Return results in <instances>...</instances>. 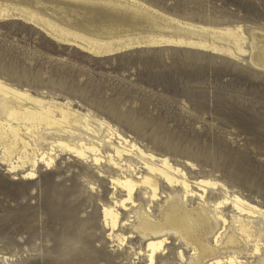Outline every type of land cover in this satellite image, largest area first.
<instances>
[{
  "label": "rangeland",
  "instance_id": "1",
  "mask_svg": "<svg viewBox=\"0 0 264 264\" xmlns=\"http://www.w3.org/2000/svg\"><path fill=\"white\" fill-rule=\"evenodd\" d=\"M141 1L202 25L242 26L247 36L240 57L173 46L95 57L47 37L33 25L6 20L0 22V77L34 95L73 101L82 114L105 120L158 157H169L190 178L213 176L264 210V69L251 59L252 35H264V0ZM56 5L47 4L53 8L47 12L57 18L64 10V18L57 19L91 30L120 24L127 30L132 23L141 30L150 24L141 17L137 24L132 17L85 12L88 16L82 9ZM73 11L81 12L76 21ZM85 135L97 141L106 133ZM103 152H112L107 137ZM133 162L142 165L135 158ZM120 174L105 161L97 165L59 152L55 166H40L31 182L23 180L21 172L9 173L0 162V264H148L139 254L147 242L139 231L140 217L146 213L161 221L172 203L181 211L202 201L191 197L187 204L179 202L178 188L165 182L154 202L139 189L135 205L118 207L120 225L111 235L104 208L126 197L113 184ZM220 196L211 192L205 199L212 202ZM223 210L231 220L232 207ZM117 235L126 237L125 244ZM166 235L169 245L156 264H181L180 251L188 264L193 249L176 230L169 228Z\"/></svg>",
  "mask_w": 264,
  "mask_h": 264
},
{
  "label": "bare ground",
  "instance_id": "2",
  "mask_svg": "<svg viewBox=\"0 0 264 264\" xmlns=\"http://www.w3.org/2000/svg\"><path fill=\"white\" fill-rule=\"evenodd\" d=\"M36 1L0 0V22L23 21L41 30L47 37L95 57L140 47L173 46L239 58L247 36L242 26L194 23L168 15L141 0L99 1L129 10L130 14L122 17H132V21L141 17L150 22L147 29H134L132 23L127 30H124L126 25L124 29L119 27L123 26L121 24L105 30H91L92 26L88 29L80 26L81 21L74 24L71 20L57 19L65 15H60L64 11H60L61 7H54L60 11L56 14L57 18L54 13L49 14L47 11L53 8L47 4L51 6L54 1ZM57 4L69 7L65 2ZM74 15L73 20L76 21ZM66 16L65 19L69 15ZM128 20L126 23H130ZM251 38L255 52L251 57L252 64L264 69V35L253 34ZM87 133L98 137L106 133V136L96 141L86 136ZM106 137L112 152L105 155ZM59 152L72 154L81 160L92 159L97 165L105 161L120 170L121 174L113 179V184L122 188L126 197L115 201L114 206L104 208V222L111 229V235L120 225L118 209L135 205L134 196L139 189H144V195L154 202L160 198L161 182H165L171 188H178L179 202L187 204L191 197L202 201L197 208L184 206L181 211L172 203L163 212L161 221H155L146 213L140 217L139 231L147 242L139 254L147 258L148 264H156L158 257L166 252L170 241L166 235L169 228L176 230L187 248L193 249L194 254L188 264H264V223L261 221L264 210L232 192L213 176L190 178L169 157H158L142 149L105 120L76 110L73 101L67 99L61 103L46 94L34 95L29 89L20 88L0 77V162L9 173L21 172L23 180L32 182L40 166L47 170L55 166ZM134 158L142 164L141 167L133 162ZM211 192L221 194L220 199L207 202L205 198ZM226 207H232L231 220L224 213ZM116 238L120 244H125L126 237L117 235ZM220 251L219 256L212 257ZM179 257L181 264L186 263L182 251ZM207 258L209 260L205 262Z\"/></svg>",
  "mask_w": 264,
  "mask_h": 264
},
{
  "label": "water",
  "instance_id": "3",
  "mask_svg": "<svg viewBox=\"0 0 264 264\" xmlns=\"http://www.w3.org/2000/svg\"><path fill=\"white\" fill-rule=\"evenodd\" d=\"M46 1H54V3H67L69 7H76L78 9L85 10L86 12H90L93 14H99V13H110L115 14L118 16H125L127 14H130L129 10L121 8V7H115L111 5H107L105 2L99 1V0H81V1H75V0H46ZM55 40V39H54ZM117 54V53H114ZM113 54V55H114ZM102 57L110 56L107 53L101 54Z\"/></svg>",
  "mask_w": 264,
  "mask_h": 264
}]
</instances>
